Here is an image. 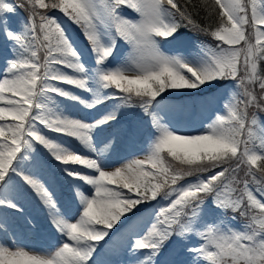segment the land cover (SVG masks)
<instances>
[{"label":"snow or ice","instance_id":"1","mask_svg":"<svg viewBox=\"0 0 264 264\" xmlns=\"http://www.w3.org/2000/svg\"><path fill=\"white\" fill-rule=\"evenodd\" d=\"M0 49V264H264V0H0Z\"/></svg>","mask_w":264,"mask_h":264},{"label":"rangeland","instance_id":"2","mask_svg":"<svg viewBox=\"0 0 264 264\" xmlns=\"http://www.w3.org/2000/svg\"><path fill=\"white\" fill-rule=\"evenodd\" d=\"M21 15H24V13L21 12ZM51 15L58 16L60 18L64 26L69 29V32L73 36V38H77V37L79 38L77 39V43L81 46V48H84L87 46L86 41H84L83 37L80 35V30L75 25L70 24V22L67 20L66 17L63 16L62 13L58 14L55 11H53ZM189 37H190V44H189L188 49H186L185 54H187L188 50H191V46L200 45V43L199 44L197 43L196 39H193V36H189ZM210 43H211L210 44L211 46L215 47V44H213V42H210ZM124 51H127V45H125ZM172 54H175L174 50H172ZM172 94L176 97L180 95L178 92H172ZM223 94H224V89L221 87L219 91L216 92L214 98H209L208 104L206 103L202 104L199 101L182 102L178 108L181 109L182 106H185V107H182V109H187V114H189L190 112V115L187 118L185 117V115H183V111L181 112L179 110H175L174 115H173V112L171 109L173 107H168V112H169L168 117L169 119L172 120V122L176 125V127L179 128L181 131L198 132L201 130L202 124L212 115L213 111L218 108L219 104L223 102L222 100ZM199 98H202V97H199ZM172 106H175V103H172ZM194 108L198 109V115H195L194 113H192ZM184 118H186L185 121H183ZM148 131L149 130H146V127H143L140 130V133L142 134H138L137 136H135V139L132 138L130 141H128V143L125 146L126 151L122 152L121 155L135 154L139 156L140 155L139 149L143 147V142H140L138 138L140 137V135H142V138L146 139V135ZM154 206H156V203L154 204ZM29 210L33 211L34 213L38 212V208H36L35 205H30ZM23 242L28 246H35V247H40L44 245L45 243H54L48 237L47 232H45L41 238H32L31 236L26 237ZM103 243L104 242L102 241L101 244Z\"/></svg>","mask_w":264,"mask_h":264},{"label":"trees","instance_id":"3","mask_svg":"<svg viewBox=\"0 0 264 264\" xmlns=\"http://www.w3.org/2000/svg\"><path fill=\"white\" fill-rule=\"evenodd\" d=\"M56 13H60V12H58V11H55ZM204 15V13H203V11H201V13H200V16L202 17ZM198 19H200V17H197ZM212 22H213V26H215V21H216V17L215 16H213L212 18ZM200 22L201 23H204V21L201 19L200 20ZM188 36H193V39H196L197 40V43L199 44H201V42H203L204 44H207V45H210L211 43L210 42H213V44H215L216 45V41H214L210 36H206V35H202V34H196V33H186ZM163 96H164V99H163V101L164 100H175V96L173 95V94H169L168 92H166V93H164V94H162ZM159 99V98H158ZM138 109L136 110V112H137V114H138ZM142 119H145V117H141ZM128 119L126 118V119H124L123 121H127ZM243 173H241V175H242ZM143 206V205H142ZM124 220H122L119 224H118V226L119 225H121L122 224V222H123Z\"/></svg>","mask_w":264,"mask_h":264}]
</instances>
